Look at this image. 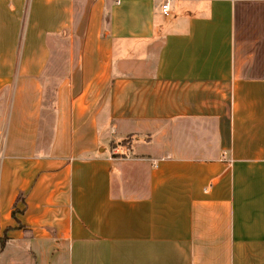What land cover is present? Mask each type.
Wrapping results in <instances>:
<instances>
[{"label": "crops", "instance_id": "1", "mask_svg": "<svg viewBox=\"0 0 264 264\" xmlns=\"http://www.w3.org/2000/svg\"><path fill=\"white\" fill-rule=\"evenodd\" d=\"M161 4L0 0L22 264H264V0Z\"/></svg>", "mask_w": 264, "mask_h": 264}, {"label": "rangeland", "instance_id": "2", "mask_svg": "<svg viewBox=\"0 0 264 264\" xmlns=\"http://www.w3.org/2000/svg\"><path fill=\"white\" fill-rule=\"evenodd\" d=\"M28 249L26 247H19L16 244L10 245L1 250L0 246V264H22L25 262L20 258L26 257Z\"/></svg>", "mask_w": 264, "mask_h": 264}, {"label": "built area", "instance_id": "3", "mask_svg": "<svg viewBox=\"0 0 264 264\" xmlns=\"http://www.w3.org/2000/svg\"><path fill=\"white\" fill-rule=\"evenodd\" d=\"M162 2L161 4V11L163 15H169L170 12V0H160ZM2 154V145L0 143V156Z\"/></svg>", "mask_w": 264, "mask_h": 264}, {"label": "trees", "instance_id": "4", "mask_svg": "<svg viewBox=\"0 0 264 264\" xmlns=\"http://www.w3.org/2000/svg\"><path fill=\"white\" fill-rule=\"evenodd\" d=\"M132 140H133V136L130 135V136L126 137L125 139H123L120 142V144H124V145L131 144ZM114 144L115 143H113V146H116V144L115 145ZM0 241H1V247H4V244L6 242V238L4 237V238L0 239Z\"/></svg>", "mask_w": 264, "mask_h": 264}]
</instances>
